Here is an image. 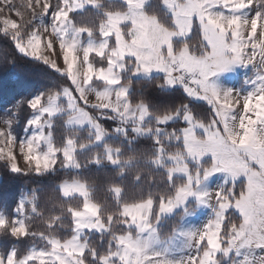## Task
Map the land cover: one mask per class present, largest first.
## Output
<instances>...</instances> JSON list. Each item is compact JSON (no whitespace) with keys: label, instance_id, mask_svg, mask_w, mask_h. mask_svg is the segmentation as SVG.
<instances>
[{"label":"snow or ice","instance_id":"obj_1","mask_svg":"<svg viewBox=\"0 0 264 264\" xmlns=\"http://www.w3.org/2000/svg\"><path fill=\"white\" fill-rule=\"evenodd\" d=\"M0 37L52 77L2 110L0 161L75 173L47 212L39 188L0 203V264H264V0H0Z\"/></svg>","mask_w":264,"mask_h":264},{"label":"trees","instance_id":"obj_2","mask_svg":"<svg viewBox=\"0 0 264 264\" xmlns=\"http://www.w3.org/2000/svg\"><path fill=\"white\" fill-rule=\"evenodd\" d=\"M19 2V0H17ZM195 39V38H194ZM7 53L9 57L12 55L11 45L0 37V115L3 114L2 110L11 109L15 100L22 97H27L35 91L43 89L49 81L52 79L50 73L46 68L35 62L28 60L17 59L15 67L10 62H5L2 58L3 54ZM143 87L144 97L151 102L163 101L168 102L173 99L169 93H163L158 91L154 84L143 82L141 85H137V89ZM139 98V97H137ZM195 110L198 113H202L206 110V105L203 102H196L194 104ZM27 111L22 110L20 112V126L16 128L18 134L22 135L23 122L27 118ZM63 134V128L61 122H56V128L54 135L59 140ZM118 143V142H117ZM151 141L141 139L137 144L133 145L138 151H147L150 148ZM138 169L142 172L145 180L142 182L144 191L148 190L147 178L154 176L157 184L152 186V190H157V187L162 184L163 176L160 170L154 169L152 166L140 162ZM137 169L134 168V173ZM75 173L73 172H57L53 175L36 176L31 175H18L10 173L4 166V161H0V203L8 202L14 203L22 194L30 192L34 188L43 189L41 192V207L46 212L51 210L53 206V200L59 196V193H54L52 189L61 180L71 178ZM113 175L112 171L105 168L90 167L82 173L83 178L89 180V182H95L98 188L96 193L97 199L104 200L106 193L103 191L105 182ZM128 186V191L131 194L135 186L131 183L130 178L125 181ZM174 220L168 221L162 228L163 232H167ZM34 227H42L41 222L36 220ZM0 242L11 243V241H4L3 237H0ZM24 247V245H21Z\"/></svg>","mask_w":264,"mask_h":264},{"label":"rangeland","instance_id":"obj_3","mask_svg":"<svg viewBox=\"0 0 264 264\" xmlns=\"http://www.w3.org/2000/svg\"><path fill=\"white\" fill-rule=\"evenodd\" d=\"M250 74V73H249ZM244 79V73L243 71H241L238 75H235L233 77H231V82L232 83H235L237 86H239L240 82ZM20 167L22 169H25L26 170V165L24 164L23 160L21 159L20 160ZM203 219V216H199L197 217V221Z\"/></svg>","mask_w":264,"mask_h":264}]
</instances>
